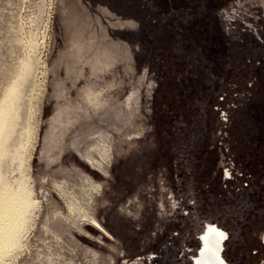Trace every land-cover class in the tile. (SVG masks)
<instances>
[{
    "label": "rangeland",
    "instance_id": "rangeland-1",
    "mask_svg": "<svg viewBox=\"0 0 264 264\" xmlns=\"http://www.w3.org/2000/svg\"><path fill=\"white\" fill-rule=\"evenodd\" d=\"M22 58L0 172L42 205L6 261L193 264L209 222L227 264H264V0H0L1 94Z\"/></svg>",
    "mask_w": 264,
    "mask_h": 264
},
{
    "label": "bare ground",
    "instance_id": "bare-ground-1",
    "mask_svg": "<svg viewBox=\"0 0 264 264\" xmlns=\"http://www.w3.org/2000/svg\"><path fill=\"white\" fill-rule=\"evenodd\" d=\"M32 61L29 64L25 65V60L22 58L20 60V62L18 63V65L14 68L10 78L8 79L7 83L5 84V86L2 90V94L0 93L1 94V96H0V98H1V100H0V167H2V165H3V155H4V151H5V146L10 142V139H11V129L13 127V121L16 120V117L18 115L19 102H20V97H19L20 96V88L28 82V79H29L28 77H29L30 72L32 71L33 65H34ZM86 90H87V92L85 93V96H86V100L88 101V103L93 104L95 102V104H94L95 106H98L99 103L100 104L102 103L101 100H98V96L101 94L99 90H97V91H93V89H86ZM31 133H32L31 138H33V140L35 141V139H36V134H35L36 128L33 127V124H32ZM31 149H32V146H29L28 150H27V155L24 157L23 163H22V168H23L24 178L26 180V183H27V181L30 180V175H31V174H29L30 173L29 172V169H30L29 157H30ZM94 149L97 150L95 152L98 153V156H101V160L94 155V153H93ZM78 153L80 154V156L82 158H85V160L90 164V166L97 168L98 170H101L104 174L107 172L105 165L110 161L111 154H110V149L106 145L105 142H101V143L100 142H94L90 146V148H88L85 151V153H84L85 155L80 150H78ZM86 176H87V177H85L86 181H88V183L90 182L89 185L92 186L93 183L91 181V178L89 177V175H86ZM82 183H83V181H82ZM63 185H61V186H63ZM66 186H64L63 188L65 189ZM85 186H87V185H85ZM97 186L99 187V185H97ZM97 186H95L94 188H96ZM63 188H61L62 191H65V190H63ZM32 189L33 188L31 186L27 189V193L26 192L23 193L22 196L16 195V193H14L11 190L10 180L8 178H5L4 176H2L1 172H0V264H12L11 261H6V260L7 259L10 260L11 257H13L15 250H18V248H21L20 250H22V247L24 245L23 241H24V239H26L25 237L28 238V236H26V235L32 226V219H33V216H35V215H33V213L38 208V205L40 203V202H37V200L33 198V194H34L33 191L34 190H32ZM66 189H68V188H66ZM59 191H60V189H59ZM69 192L70 191H68V194H70ZM87 193H89V192H87ZM72 195H74V194H72ZM72 195L70 194L68 196H72ZM64 197H67V192L64 195ZM76 197L77 196H75V198H74L75 200L77 199ZM69 198L71 199L72 197H69ZM67 201H68V199H67ZM70 201L74 202L73 199H71ZM68 203H69V201H68ZM69 204L70 205L67 207L70 208L71 210L79 211L81 209V207H83V206L79 207L80 209L78 210V207H77L78 204L75 205L76 202H74V203L70 202ZM39 208H38V210H39ZM71 212L70 213L68 212V214L70 215ZM79 213H80V211H79ZM79 213L77 212L78 215H79ZM58 215L59 214H57V216ZM91 215H92V213H91ZM73 216H74V214L72 215V218H73ZM85 216H86V213H85ZM75 217H77V216H75ZM56 218L57 217L55 216V219ZM89 218L95 222L97 221L92 216H90ZM49 219H51V218H49ZM52 220H54V218ZM77 221H74V219H73V222H76V224H77ZM81 222H83V221H81ZM91 224H92V222H91ZM98 226L101 230H103V231L105 230V229H103V226H100V225H98ZM46 227H49V226H46ZM95 227H97V225ZM44 228H45V225H44ZM44 230H46V228ZM47 230L51 231V229H49V228H47ZM47 233H49V232H47ZM106 234H107V232H106ZM226 236H227L226 233L224 231H222L221 229H219V227L217 225H215V223L214 224L213 223H206L205 229L203 230V233L201 234V237H200L201 248H200V251L198 252V256L193 258V264H197V261L201 264H216V263L219 264V261L222 262V258L220 256V253L222 250L223 239ZM53 237H54V235H53ZM52 256H53V254H51V257ZM52 258H50V259H52Z\"/></svg>",
    "mask_w": 264,
    "mask_h": 264
},
{
    "label": "flooded vegetation",
    "instance_id": "flooded-vegetation-1",
    "mask_svg": "<svg viewBox=\"0 0 264 264\" xmlns=\"http://www.w3.org/2000/svg\"><path fill=\"white\" fill-rule=\"evenodd\" d=\"M162 5V7H167V6H172V4L171 3H168V2H163V3H161ZM207 223H209V222H207ZM204 229H205V226H204ZM219 229H221L220 227H219ZM222 230V229H221ZM223 231V230H222ZM225 232V231H224ZM202 233H203V231H202ZM201 233V234H202ZM226 233V232H225ZM226 235H227V233H226ZM201 236V235H200ZM228 236V235H227ZM227 236L223 239V242H222V250H221V253H220V256H221V258H222V262L221 261H219V264H227L226 263V261H225V259H224V255H223V249H224V242H225V239L227 238ZM200 248H201V246H200ZM200 248H199V251H200ZM198 251V252H199ZM198 256V254L195 256V257H197ZM197 264H201V263H199L198 261H197ZM217 264V263H216Z\"/></svg>",
    "mask_w": 264,
    "mask_h": 264
}]
</instances>
